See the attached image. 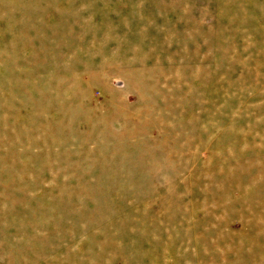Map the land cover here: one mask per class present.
Masks as SVG:
<instances>
[{
    "label": "rangeland",
    "instance_id": "1",
    "mask_svg": "<svg viewBox=\"0 0 264 264\" xmlns=\"http://www.w3.org/2000/svg\"><path fill=\"white\" fill-rule=\"evenodd\" d=\"M0 264H264V0H0Z\"/></svg>",
    "mask_w": 264,
    "mask_h": 264
}]
</instances>
